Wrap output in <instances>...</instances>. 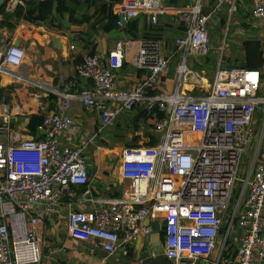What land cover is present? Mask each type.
Here are the masks:
<instances>
[{
    "label": "built area",
    "instance_id": "1",
    "mask_svg": "<svg viewBox=\"0 0 264 264\" xmlns=\"http://www.w3.org/2000/svg\"><path fill=\"white\" fill-rule=\"evenodd\" d=\"M22 2L7 0L5 7L13 11ZM239 4L214 0L205 9V0L182 7L165 0H123L115 5V12L124 14L118 26L141 14L152 26L162 14L176 15L182 32L173 40V54L180 53V59L172 91L160 89L172 56L158 36L118 40L107 56L86 54L77 74L89 83L78 88L77 79L55 86L32 78L21 68L25 48L0 33V75L57 98L38 136L24 138L16 136L8 103L0 102V264H42V226L67 194L77 195L83 206L70 210L68 233L93 249L111 254L122 247L127 256L139 237L152 233L151 222L159 220L164 252L175 264H264V135L238 185L244 149L254 139L256 112L264 104L259 92L264 72L225 66L221 53L206 92L186 87L197 83L191 81L190 61L213 50L209 22L226 12L227 31L219 46L224 50ZM249 13L264 21V0H251ZM237 25L236 32L245 34L243 21ZM128 59L143 76L137 85L121 88L117 73ZM76 99L100 118L99 131L80 144L63 140L76 128L68 113ZM139 105L162 112L154 123L158 138L152 145L121 147L119 194L101 196L90 185L86 148Z\"/></svg>",
    "mask_w": 264,
    "mask_h": 264
},
{
    "label": "crops",
    "instance_id": "2",
    "mask_svg": "<svg viewBox=\"0 0 264 264\" xmlns=\"http://www.w3.org/2000/svg\"><path fill=\"white\" fill-rule=\"evenodd\" d=\"M25 1L23 0V5ZM105 1L97 0L95 5H88L83 2L77 7V17L82 18L86 14H95L100 4ZM213 1L205 0V9H208ZM192 2L193 0H165L167 5L175 7L186 6ZM239 5L238 11L240 9L246 10V16L240 12L235 19L234 25L236 26L240 20L243 21L246 28L244 35L249 34L250 30L255 33V35L249 36L244 40L248 38L258 39L262 42L264 50V21L250 18L249 8L251 0H240ZM113 10L115 12V5ZM225 16L226 12H223L215 18L219 21L218 24H221L222 18H226ZM107 20L108 18L105 19V22ZM133 20L137 21L136 29L133 31H127L125 25L118 26L117 24L112 29H105L104 23L92 24L94 20L83 24L72 23L68 19V14L62 13L60 19L54 25H50L48 22L37 21L32 23L20 20L13 31L0 28V33L4 34L9 41L13 40L15 42L17 39H20L19 45L24 47L26 52L21 68L32 78L43 80L55 86L61 85L70 79H77L79 82L78 88L89 83V80L77 74L78 65L86 54L93 52L97 54L102 53L107 56L118 40L134 38L132 35H137L136 37L158 36L166 44L165 54L172 56L169 70L162 78L160 89L172 91L176 85V66L180 59V53L173 54V40L180 36L182 32V26L176 19V15L169 13L160 15L159 23L156 26L147 24L143 14ZM236 33L235 29L230 34V37H228L229 43H227L226 56L223 53L222 64L225 66L238 65L239 63L241 65L245 64L244 40L241 46L242 52L238 49L239 47L233 46V44H231L232 48H229L232 36ZM53 36L57 38V42L52 39ZM221 40L218 42L213 40V52L219 50ZM71 46H74V48H71ZM218 57L220 58V55ZM208 58V56L204 58L194 57L189 63L194 74L191 81H197V83L186 84V87L188 90H192V93L206 92L212 80L209 79V72L212 71L214 66L216 67L215 70L218 67L219 59L210 61ZM259 69L264 72V65ZM142 76V70L136 68L131 63V60L128 59L119 69L116 83L121 88H131L140 82ZM0 89H3L5 94H9L7 100L3 97L0 102L8 103L16 120L20 117V114L25 115L24 126H17V130L15 129L16 136L24 138L34 135L37 137L38 132L36 134L29 132L27 125L29 115L39 111L47 114L55 110L57 108V98L52 94L47 95L40 89L17 83L7 75H0ZM263 89L264 81L259 91L262 95H264ZM138 108L143 111V108ZM68 113L73 117L76 128L66 134L65 138H63L64 141L80 144L89 140L95 132L99 131V113L95 110H89L82 101L73 100ZM259 118L257 111L254 127ZM150 121L142 113L138 115L127 111L119 117L114 126L101 130L99 135L88 144L85 155L88 161L87 167L90 185L99 195H111L120 189V175L115 174V172L117 173V169H114L115 161L119 169L118 158H116L118 154L114 152L115 147H119L120 152L123 146L152 145V136L154 135L156 139L158 138V133L150 128ZM20 131H25L26 135L20 136ZM115 142L119 145L110 146ZM109 147L112 151L107 154ZM112 155L115 159H113ZM75 187L79 192L84 189L83 186ZM81 207L83 206L77 202V195L71 196L67 194L63 197L57 212L50 215L53 217L55 225L59 228V235H57L53 224L47 223L45 220L42 226L44 236L42 264H123V258L133 256L141 251V249L145 250V246L149 243L146 236L139 237L132 244L129 256H126L124 253L119 255L117 252L109 254L100 248L93 249L89 242L73 238L67 230L68 214L71 209ZM151 239L154 240V238Z\"/></svg>",
    "mask_w": 264,
    "mask_h": 264
},
{
    "label": "trees",
    "instance_id": "3",
    "mask_svg": "<svg viewBox=\"0 0 264 264\" xmlns=\"http://www.w3.org/2000/svg\"><path fill=\"white\" fill-rule=\"evenodd\" d=\"M7 1V0H6ZM5 1V3H6ZM58 1V15L54 16L52 13L54 0H26L25 4H18L15 10L8 11L5 7V3L0 8V28H6L10 31H13L17 26L20 20H25L29 22H48L50 25H54L57 20L60 19V15L68 14V19L72 23H86L91 22L92 24L104 23L105 29H112L117 24L119 20V15L114 12L113 7L116 4L122 3L123 0H106L101 3L97 8V12L93 15L86 14V16L82 18L77 17V7L80 6L83 2L88 5H95L97 0H57ZM96 15V19H95ZM108 20L105 22V19ZM226 23V18H222L221 24L224 25ZM58 25V24H57ZM137 21L130 20L125 27H127V31H133L136 29ZM95 27V26H94ZM130 33V32H129ZM137 35H132V37H136ZM243 48L245 51V64L242 66L257 68L259 69L264 65V50L262 47V42L258 39L248 38L243 42ZM93 53V52H91ZM9 94H5L3 89H0V101L4 97L5 100L9 98ZM56 99V98H55ZM138 107L143 108L141 111ZM132 114H143L147 119H150V128L154 130V123L157 119L162 117V112L158 109H154L149 112L143 106H136L131 110ZM45 114L42 111L32 113L29 115L28 128L29 132L37 133L38 127L42 123ZM151 143L154 144L156 142V138L154 135L152 136ZM116 186V185H115ZM119 191L116 190L115 193L111 195H118ZM46 222L49 221L46 219Z\"/></svg>",
    "mask_w": 264,
    "mask_h": 264
},
{
    "label": "rangeland",
    "instance_id": "4",
    "mask_svg": "<svg viewBox=\"0 0 264 264\" xmlns=\"http://www.w3.org/2000/svg\"><path fill=\"white\" fill-rule=\"evenodd\" d=\"M240 12L243 15L246 16V10L240 9V11H237V12H235L233 14L231 22H235V19L237 18V16L239 15ZM225 17L227 18V15ZM218 22L219 21H217V19H215V20L213 19L211 22H209L211 36H212V39L215 42H218L222 38L224 39L225 38V32L227 31L226 24L222 25V24H218ZM237 28H238V25L235 26L234 23H231L230 26H229V32L227 34V38L230 37V34L232 33V31H234ZM253 35H255V33H253L251 30H250V33L246 34V35L239 34V33L233 34L229 48H232L231 44H233V46L239 47L238 49L242 52L241 46H242L243 40L245 38H247L249 36H253ZM223 39L221 40V42L223 41ZM227 43H229L228 39H227ZM227 46H226V48H227ZM226 48L224 50L219 49L217 52H213L212 51V53L208 56L209 57L208 59H210V61L218 60L219 59L218 56L221 53H224L225 56H226V53H227L226 52L227 51ZM235 52H236V50H235ZM235 64H238V63H235ZM214 65H215V63H214ZM238 65H241V63H239ZM215 68L216 67L214 66L212 71L209 72V74H210L209 79L210 80L212 79V76L214 74ZM263 91H264V89H263ZM263 94H264V92H263ZM258 115H259L260 118H259V120H258V122H257V124L255 126L256 134L254 136V139L252 140V143L250 145L246 146V148L244 149V153H243V156H242V162H241L240 172H239V175H240V178L242 179V181L238 182L239 186L243 185V183L245 181V178L247 177V175H248V173L250 171L251 164H252V159L254 157V154H255V151H256V148H257V145H258L259 136L264 135V129H262L264 127V104L261 105L260 109L258 110ZM19 116L20 117H18L17 120H16L15 116H13V123L12 124L15 125L14 130L17 128V126L18 127H23L24 126V123H25V120H26L25 115L20 114ZM19 135L20 136H25L26 132L25 131H23V132L20 131ZM17 138H19V137H17ZM115 145H119V144L115 142V143L111 144L110 146H115ZM114 150H115L114 151L115 154L119 155V153H120L119 152V147H115ZM111 151H112V149L109 147L107 149V154L111 153ZM84 157L86 158L85 154H84ZM113 159H115L114 156H113ZM86 161H87V159H86ZM111 161H112V159H111ZM116 165H117V163L115 161L114 169L115 170L117 169V173L115 172V174L119 175V169H118V167Z\"/></svg>",
    "mask_w": 264,
    "mask_h": 264
},
{
    "label": "water",
    "instance_id": "5",
    "mask_svg": "<svg viewBox=\"0 0 264 264\" xmlns=\"http://www.w3.org/2000/svg\"><path fill=\"white\" fill-rule=\"evenodd\" d=\"M6 0H0V8L3 6ZM58 1L54 0L53 4V10L52 13L54 16L58 14L57 10ZM119 18L124 21V14L121 13L119 15ZM54 41L57 42L56 37H52ZM17 45L20 44V39H17L15 41ZM59 47V46H58ZM40 212H43L42 208H39ZM44 214V212H43ZM46 219L53 224L55 227L57 235H59V228L55 225V221L52 216H47ZM152 226V233L148 236H146L149 240V243L145 246V250L141 249L138 253L135 255H131L129 257H125L122 259L123 264H175L174 259H171L167 257V255L164 252L163 244H162V223L158 221L151 222ZM151 238H154L152 240ZM115 252H117L119 255L123 253V248H118Z\"/></svg>",
    "mask_w": 264,
    "mask_h": 264
}]
</instances>
